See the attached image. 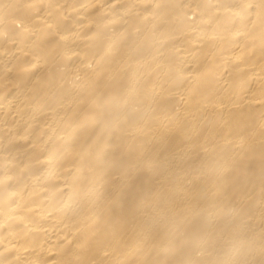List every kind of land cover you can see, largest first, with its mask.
Returning a JSON list of instances; mask_svg holds the SVG:
<instances>
[{"label": "bare ground", "instance_id": "bare-ground-1", "mask_svg": "<svg viewBox=\"0 0 264 264\" xmlns=\"http://www.w3.org/2000/svg\"><path fill=\"white\" fill-rule=\"evenodd\" d=\"M0 264H264V0H0Z\"/></svg>", "mask_w": 264, "mask_h": 264}]
</instances>
